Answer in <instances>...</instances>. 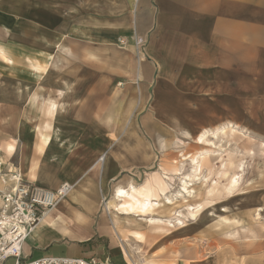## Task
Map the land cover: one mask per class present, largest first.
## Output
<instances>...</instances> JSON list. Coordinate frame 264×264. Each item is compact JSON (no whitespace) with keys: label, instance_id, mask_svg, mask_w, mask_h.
Instances as JSON below:
<instances>
[{"label":"crops","instance_id":"crops-1","mask_svg":"<svg viewBox=\"0 0 264 264\" xmlns=\"http://www.w3.org/2000/svg\"><path fill=\"white\" fill-rule=\"evenodd\" d=\"M9 1L0 0V114L22 87L30 99L28 115L0 123L2 168L48 189L74 184L34 226L23 256L133 264L106 233L118 234L119 219L109 216L110 228L103 214L93 219L119 174L154 159L133 136V114L149 133L244 127L251 97L264 137V0Z\"/></svg>","mask_w":264,"mask_h":264},{"label":"rangeland","instance_id":"rangeland-1","mask_svg":"<svg viewBox=\"0 0 264 264\" xmlns=\"http://www.w3.org/2000/svg\"><path fill=\"white\" fill-rule=\"evenodd\" d=\"M20 91L15 108L0 114V123L13 121L14 115L17 121L28 115L24 110L29 105V91L26 87ZM7 99L6 95L3 100ZM252 109L248 97L244 127L231 122L237 130L228 129L216 137L210 134L217 126L199 132L164 127L149 133L140 126V112H134L133 136L145 140L154 159L149 166L123 171L110 183L93 216L95 223L103 214L110 228L109 216L114 211L119 219L118 234L111 229L106 233L136 264L147 257L169 264H264V137L253 128ZM204 131L203 141L197 143V136ZM198 155L203 157L194 171L189 160ZM117 183L145 187V193H150L151 200L157 199L158 205L132 214L117 213L112 207L107 210L105 205ZM163 196L171 203H165ZM102 238L107 245L106 237ZM12 261L8 259L9 264Z\"/></svg>","mask_w":264,"mask_h":264},{"label":"built area","instance_id":"built-area-1","mask_svg":"<svg viewBox=\"0 0 264 264\" xmlns=\"http://www.w3.org/2000/svg\"><path fill=\"white\" fill-rule=\"evenodd\" d=\"M3 165L0 161V264L10 258L12 264H113L109 258L96 255L23 256V242L34 226L67 196L74 184L63 182L55 189L44 188L24 180L16 168L3 170Z\"/></svg>","mask_w":264,"mask_h":264},{"label":"bare ground","instance_id":"bare-ground-1","mask_svg":"<svg viewBox=\"0 0 264 264\" xmlns=\"http://www.w3.org/2000/svg\"><path fill=\"white\" fill-rule=\"evenodd\" d=\"M228 129L229 130H237V126H234L233 124L229 123L226 126L218 127L215 131H212L210 135H212L213 137H216L219 133H227L228 131H226V130H228ZM205 133H206V131L200 133L197 136V138H196L197 143H200L201 141H203V137H204ZM8 148H11V147L8 146ZM202 157L203 156L198 155V156L192 157L189 160L191 166H194L193 167L194 171H196L197 168L199 167V161H200V159H202ZM146 190L147 189H145V187L137 188L136 186H134L133 184H130V183H127L126 186L116 185L114 188V193H113V197H112L113 200H110L109 203L107 202L105 207L107 210H110V208L112 207L113 210L117 211V213L132 214L131 212L136 213V211H145L148 208L152 207V205H158V203H159L158 200L157 199L151 200L149 197L150 193L149 194L145 193ZM148 192H150V191H148ZM152 197H153V195H152ZM163 199H164L165 203H167V204L171 203V200L168 199L167 196H163ZM47 214L48 213H46V215ZM111 215L113 217L112 223H113V225H116V219L115 218H117V216H116L117 214L115 215V213L113 211ZM45 216H43L41 218V220ZM151 220H154V219H151ZM149 221H150V219H149ZM180 224H182V223H180ZM168 225L170 226L172 224L168 223ZM133 264H135V262Z\"/></svg>","mask_w":264,"mask_h":264}]
</instances>
